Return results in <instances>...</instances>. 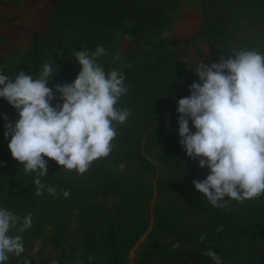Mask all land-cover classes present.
<instances>
[{"label": "trees", "instance_id": "obj_1", "mask_svg": "<svg viewBox=\"0 0 264 264\" xmlns=\"http://www.w3.org/2000/svg\"><path fill=\"white\" fill-rule=\"evenodd\" d=\"M179 1L56 0L49 27L33 34L30 50L19 60L9 62L10 54L0 47V73L14 79L23 71L35 79L49 63L58 71L48 85L54 88L77 78L81 68L74 51L93 52L103 46L107 54L99 63L106 72L123 73L129 89L117 106L131 111L117 126L115 149L85 174L69 172L45 157L48 175L40 179L46 187H55L56 195L45 189L37 196L36 174H27L12 157L11 137L4 135L6 124L18 121V111L0 98V207L18 215L20 224L32 215L26 231L19 232L20 225L11 230V235L22 236L24 252L10 254L6 264L30 261L29 252L48 228L54 230L56 254L40 255L36 264H129L130 251L151 222L133 264H215L205 254L209 250L222 264H264V195L215 208L193 184L206 179L210 169L200 168L180 144L178 100L190 96L183 87L187 59L166 45L179 40H147L149 33L171 21ZM201 5L203 20L195 36L206 39L213 62L233 57L234 49L264 53V0H201ZM122 32L136 45L124 50L118 34ZM141 41L146 45L138 46ZM56 103L61 101L53 106ZM189 126L195 132L191 122ZM156 175L152 206L156 192L150 176ZM75 218L77 227L72 228ZM177 242L179 248L174 247Z\"/></svg>", "mask_w": 264, "mask_h": 264}, {"label": "clouds", "instance_id": "obj_2", "mask_svg": "<svg viewBox=\"0 0 264 264\" xmlns=\"http://www.w3.org/2000/svg\"><path fill=\"white\" fill-rule=\"evenodd\" d=\"M231 52L234 58L221 57L210 65L200 59L191 63L199 82L189 86L190 96L179 99L177 109L181 146L189 158L198 160L200 168L210 169L206 179L193 181L194 187L217 209H226L230 201L243 203L264 195V53L254 49ZM106 54L103 46L93 52L74 51L81 68L77 78L54 88L48 85L58 71L49 63L35 79L23 71L14 79L0 73V98L19 114L15 125L6 124L4 135L11 137L12 157L27 174H36L37 196L45 189L56 195V188L46 187L40 179L48 175L45 157L83 175L116 147L117 126L131 115L129 109L117 105L129 89L123 73L106 72L99 63ZM57 99L61 103L53 106ZM63 195L68 197L70 192ZM20 221L18 215L0 207V264H6L10 254L24 252L22 236L10 232L17 225L19 232L30 228L31 213ZM205 254L222 264L214 251Z\"/></svg>", "mask_w": 264, "mask_h": 264}, {"label": "rangeland", "instance_id": "obj_3", "mask_svg": "<svg viewBox=\"0 0 264 264\" xmlns=\"http://www.w3.org/2000/svg\"><path fill=\"white\" fill-rule=\"evenodd\" d=\"M56 7V0H0V47L4 54L9 55V62L19 60L31 48L32 36L35 32L46 30L53 18ZM203 12L201 0H180L177 8L172 11L171 21L159 30H155L147 35L149 43L156 44L161 38H171L179 40V43L166 41L169 50H176L185 55L187 59L189 73L183 82V87L189 91V86L193 82H199V77L190 69L195 67L194 63L199 59L205 64H212L211 51L206 39L195 36L202 24ZM123 37L124 50L129 44L136 45L134 38L127 33H118ZM188 39V40H187ZM141 41L138 46H145ZM148 46V45H147ZM12 52H16L13 54ZM13 55H12V54ZM190 64V65H189ZM152 159L153 156H152ZM157 164L159 161L154 159ZM151 182L156 189L158 175L150 176ZM115 197L110 199L111 205ZM157 192L151 201L153 206L156 202ZM76 218L72 222V228H76ZM152 222L134 245L129 253V264H133L135 257L140 252L142 245L147 241ZM53 229H46L42 237L36 241L34 247L29 252L30 264H36L39 256L44 258L54 257L56 252L51 244Z\"/></svg>", "mask_w": 264, "mask_h": 264}]
</instances>
